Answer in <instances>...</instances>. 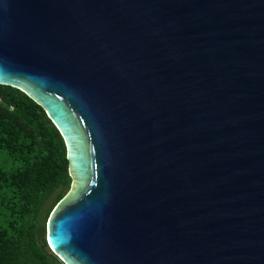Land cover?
<instances>
[{
	"label": "water",
	"instance_id": "1",
	"mask_svg": "<svg viewBox=\"0 0 264 264\" xmlns=\"http://www.w3.org/2000/svg\"><path fill=\"white\" fill-rule=\"evenodd\" d=\"M0 85L65 141L64 264H264V0H0Z\"/></svg>",
	"mask_w": 264,
	"mask_h": 264
},
{
	"label": "trees",
	"instance_id": "2",
	"mask_svg": "<svg viewBox=\"0 0 264 264\" xmlns=\"http://www.w3.org/2000/svg\"><path fill=\"white\" fill-rule=\"evenodd\" d=\"M71 185L65 141L45 110L0 85V264H64L46 226Z\"/></svg>",
	"mask_w": 264,
	"mask_h": 264
},
{
	"label": "rangeland",
	"instance_id": "3",
	"mask_svg": "<svg viewBox=\"0 0 264 264\" xmlns=\"http://www.w3.org/2000/svg\"><path fill=\"white\" fill-rule=\"evenodd\" d=\"M67 194H68V193H67ZM66 196H67V195H66ZM66 196H65V197H66Z\"/></svg>",
	"mask_w": 264,
	"mask_h": 264
}]
</instances>
